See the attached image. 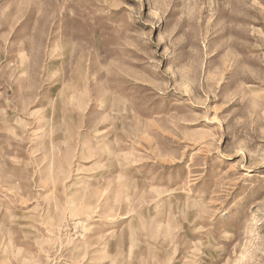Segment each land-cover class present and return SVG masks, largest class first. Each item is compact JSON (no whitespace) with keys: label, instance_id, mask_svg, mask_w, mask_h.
<instances>
[{"label":"rangeland","instance_id":"374dc122","mask_svg":"<svg viewBox=\"0 0 264 264\" xmlns=\"http://www.w3.org/2000/svg\"><path fill=\"white\" fill-rule=\"evenodd\" d=\"M0 264H264V0H0Z\"/></svg>","mask_w":264,"mask_h":264}]
</instances>
